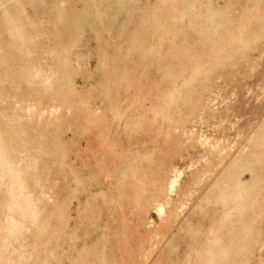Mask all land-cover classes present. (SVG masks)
<instances>
[{"label":"rangeland","instance_id":"1","mask_svg":"<svg viewBox=\"0 0 264 264\" xmlns=\"http://www.w3.org/2000/svg\"><path fill=\"white\" fill-rule=\"evenodd\" d=\"M263 131L264 0H0V264H264Z\"/></svg>","mask_w":264,"mask_h":264},{"label":"bare ground","instance_id":"2","mask_svg":"<svg viewBox=\"0 0 264 264\" xmlns=\"http://www.w3.org/2000/svg\"><path fill=\"white\" fill-rule=\"evenodd\" d=\"M61 2V1H60ZM64 3V2H63ZM61 5H62V3H61ZM215 52V51H214ZM139 65V64H138ZM67 74V73H66ZM53 109V108H52ZM54 111V110H53ZM264 132V131H263ZM189 133H190V131H189ZM109 135V134H108ZM203 140V139H202ZM254 141H257V140H254ZM261 143V141H258V143ZM261 146V145H260ZM213 147V146H212ZM120 158V157H119ZM114 161V160H113ZM84 162V161H83ZM85 163V162H84ZM114 163H116V162H114ZM118 163V162H117ZM131 164V163H130ZM247 164V163H246ZM112 165V164H111ZM116 165V164H115ZM117 167V166H116ZM121 168V167H120ZM86 169V168H85ZM109 169V168H108ZM114 169H115V167H114ZM116 170V169H115ZM85 172V171H84ZM91 172V171H90ZM108 173H110V172H108ZM116 175V174H115ZM180 175H181V172L180 171H178L177 169L176 170H173V176L172 177H170L169 179H168V193L169 194H172L173 192H174V189H175V186L177 185V183H178V179H179V177H180ZM86 176H87V174H86ZM87 178V177H86ZM115 178V177H114ZM91 179V178H90ZM116 179H118V178H116ZM107 180V179H106ZM92 181V180H91ZM104 181V180H103ZM85 184V183H84ZM115 184V183H114ZM249 186V185H248ZM251 187V186H250ZM247 189V188H246ZM101 190V189H100ZM249 190H250V188H249ZM103 191V190H102ZM103 193V192H102ZM110 194V193H109ZM240 194V193H239ZM251 194V193H250ZM103 196V195H102ZM101 196V197H102ZM175 196V195H174ZM251 196V195H250ZM169 198V197H168ZM110 200V199H109ZM159 201V200H158ZM173 201V200H172ZM103 202V201H102ZM110 203V202H109ZM113 206V205H112ZM156 208H157V210H158V212H159V214H162L163 213V204L161 203V202H158L157 203V205L155 206ZM87 209V208H86ZM106 209V208H105ZM87 211V210H86ZM116 215V214H115ZM89 217V216H88ZM106 217H107V215H106ZM73 218V217H72ZM113 218V217H112ZM116 222V221H115ZM112 223H113V221H112ZM109 224V223H108ZM114 225V224H113ZM108 226V225H107ZM72 227V226H71ZM112 229H114V228H112ZM78 231H80V230H78ZM89 234V233H88ZM98 234V233H97ZM101 234V233H100ZM104 234V233H103ZM67 235V234H66ZM82 235V234H81ZM104 236V235H103ZM102 236V237H103ZM64 239V238H63ZM102 240V239H101ZM86 241V240H85ZM107 242H109V241H107ZM85 244H86V242H85ZM104 245V244H103ZM83 247V246H82ZM103 248V247H102ZM114 248V247H113ZM106 249V248H105ZM77 250V249H76ZM103 251V250H102ZM65 252V251H64ZM69 252V251H68ZM105 252V251H104ZM61 254V253H60ZM65 254V253H64ZM74 254V253H73ZM70 255V254H69ZM103 255V254H102ZM107 255V254H106ZM107 257V256H106ZM110 257V256H109ZM104 258V257H103ZM111 259V258H110ZM62 260V259H61ZM106 261V260H105ZM73 264H79L78 262H74ZM117 264V263H116Z\"/></svg>","mask_w":264,"mask_h":264}]
</instances>
